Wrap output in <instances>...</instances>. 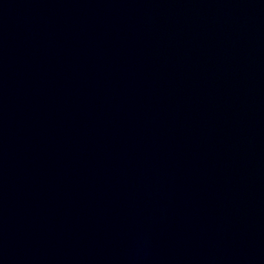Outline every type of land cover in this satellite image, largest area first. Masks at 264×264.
I'll return each instance as SVG.
<instances>
[{
	"label": "water",
	"instance_id": "obj_1",
	"mask_svg": "<svg viewBox=\"0 0 264 264\" xmlns=\"http://www.w3.org/2000/svg\"><path fill=\"white\" fill-rule=\"evenodd\" d=\"M0 264H264V0H0Z\"/></svg>",
	"mask_w": 264,
	"mask_h": 264
}]
</instances>
